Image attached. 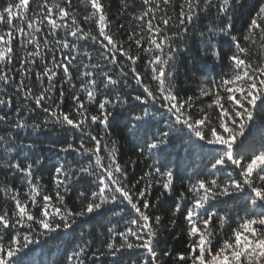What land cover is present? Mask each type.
Masks as SVG:
<instances>
[{
    "label": "snow or ice",
    "instance_id": "obj_1",
    "mask_svg": "<svg viewBox=\"0 0 264 264\" xmlns=\"http://www.w3.org/2000/svg\"><path fill=\"white\" fill-rule=\"evenodd\" d=\"M130 7L138 23L127 47L111 33L102 0H6L0 7V130L5 133L0 135V171L29 186L26 194L7 183L0 186L13 204L0 208V264H21L19 254L58 230L68 233L64 264H166L163 258L171 259L172 253L157 250L165 217L153 214L156 206L148 196L156 185L157 203L176 192L177 173L161 159L174 139L185 151L207 148L211 154V171L175 198L171 216L182 213L187 225V244L176 253L175 264H264V149L249 152L245 140L257 117L264 125V0H253L252 14L240 29L235 11L245 7V0H141L139 11L122 0V9ZM189 32L199 44L197 54L228 61L229 71L195 97L211 98L207 107L218 110L215 123L208 112L195 117L194 98H180L172 83L179 51L174 45L185 42ZM88 41L99 45V58L88 50ZM222 42L228 45L223 54ZM141 53L149 56L144 73L138 71ZM130 79L140 94L126 91ZM65 84L73 89L67 94L70 111L63 108ZM10 89L20 100L14 111ZM37 109L48 116L39 122L25 118ZM118 123L136 137L137 155L152 160L149 171L131 185L111 138L110 129ZM57 125L83 135L78 143L49 145L58 161L53 165L56 190L42 195L35 179L48 157L20 133L31 129L38 135ZM60 153L84 156L88 163L77 166L75 160L60 159ZM81 181L88 187L78 192L76 206H69L67 194ZM141 182L144 187L135 191ZM125 203L135 215L124 221L123 230L112 224L103 238L86 231L96 217L110 213L123 219L120 205ZM75 228L81 229L78 236L72 235ZM129 250L140 254L125 261Z\"/></svg>",
    "mask_w": 264,
    "mask_h": 264
},
{
    "label": "trees",
    "instance_id": "obj_2",
    "mask_svg": "<svg viewBox=\"0 0 264 264\" xmlns=\"http://www.w3.org/2000/svg\"><path fill=\"white\" fill-rule=\"evenodd\" d=\"M77 0H74V4ZM106 6L107 14L111 20V33L120 41L125 42L127 47L130 42H128V34L136 28L137 21L134 20L132 15L131 7L129 9H122V0H102ZM182 0H175L176 4L181 3ZM253 0H245V7L237 8L235 11V26L236 29L246 26L249 16L252 14L250 4ZM6 3V0H0V7ZM130 4L135 5V9L139 11L141 6V0H130ZM83 13H81L82 15ZM129 21H132L129 25ZM203 23V22H202ZM124 24V30H119V25ZM199 29V26L197 27ZM61 34L62 33V30ZM133 51H136V46L131 45ZM142 47L146 48L148 45L145 43ZM174 47H179V51L176 52V59L173 61V71L175 79L172 83L175 85L176 93L180 98L186 99L188 96L194 98V105L191 109L192 114L195 117H199L202 112H208L213 123L216 122L218 110L208 109L207 105L211 103L210 97H202L195 100V97L199 95V89L205 85L212 87V82H218L224 72L229 71L228 61L224 59H213L210 55H207L201 51L197 54L198 43H193V35L191 32L188 34V38L185 42H180L177 40ZM87 48L94 57H98L99 45H93L91 41L87 42ZM228 45L226 43L221 44V52L223 54L226 51ZM259 44L253 46V56L259 55ZM19 51V50H18ZM83 51V49H82ZM23 53L21 52V55ZM149 59L148 54L141 53V60L138 61V71L141 73L145 72V64ZM147 81L148 77L145 76ZM131 87L127 88L126 91L130 94H140L142 89L138 88L134 81L129 80ZM59 86V85H58ZM66 91V99L63 108L65 111H70L71 109V99L68 93H71L73 89L70 85H62ZM9 95L14 97V107L11 111H14L15 107L20 106V100L15 99V93L13 90H9ZM22 99V98H21ZM31 103V102H29ZM49 104V101H45ZM132 104L136 105L138 102L131 101ZM138 110V109H137ZM92 111H95L93 108ZM163 111V110H162ZM31 115L32 119L39 122L44 119L48 114L44 113L42 110L37 109L35 113H25V118ZM28 120V123H31ZM51 126V125H50ZM65 130L61 129L60 125L56 126L55 130L48 131L44 130L41 134H33L31 129L27 132L21 130V137H27L28 139L35 140L41 146L43 154L48 157L45 161L43 167L36 173L35 182L41 186L42 195L52 194L54 195L56 190V177L57 174L53 171V165L57 164V157L54 152H49L48 147L52 143H57L59 147L65 142L78 143L82 133L79 130H72L70 126H64ZM102 129V126H101ZM112 134L111 138L116 141L117 147V159L122 165H126L128 170V183L131 185L149 171L148 165L152 164L151 159L146 157H139L137 155V139L135 136L130 135L124 128L123 123L113 124L110 129ZM4 131L0 130V135H4ZM95 134V132L93 133ZM75 137V140H73ZM87 141V136L84 135ZM195 139V138H193ZM247 149L249 152H254L256 150L264 149V125H260V119L257 117V126L253 128L252 132L245 137ZM27 143L28 140L26 139ZM187 133L184 135L183 143H187ZM181 143L180 140L173 141V146L169 148L167 155L162 156L161 159L167 162V167L173 169L177 173L176 180V192L173 196H165L163 200L157 203V197L160 195V187L156 185L153 191L149 194L148 199L156 206L155 214H159L165 217L162 230L158 237V251L161 249L168 250L172 253V258H163L166 260V264H175V256L177 252L183 251L185 245L187 244V225L186 221L183 219V214H177L175 217L171 216V212L175 206V198L178 196L180 191H184L185 187L189 182H194L197 178L204 177L208 172L211 171L208 161L211 159V154L208 152L207 148L200 150L199 148H193L191 151H185L183 147L178 145ZM202 143V142H201ZM87 146H93L92 142H89ZM15 155V154H12ZM102 156H106V151L101 152ZM60 159H67L69 161L75 160L78 162L77 166H86L88 161L86 157L79 156L76 154H59ZM211 178V177H209ZM5 183L9 184L11 187L17 188L22 194H26L29 191V186L27 182L17 176L6 175L3 171H0V186ZM73 191L67 194V203L69 206L75 207L76 197L78 192L88 187L86 181H81L80 183H73ZM144 187V183L141 182L139 187L135 191H139V188ZM39 200V197H38ZM119 203V202H118ZM7 206L12 208L13 204L7 197L0 192V208ZM120 207L124 208L123 219L119 217H113L111 214H106L101 217L94 218L90 223L85 225L87 232L95 233L96 236L102 237V233L106 232L107 227L112 224H117L119 226L118 230H123L124 221L129 219L130 216L135 214L131 212V209L125 204H121ZM243 215V212L241 213ZM171 219H175V225L171 224ZM75 227V226H74ZM232 227H236L234 223ZM80 228H75V232L72 233L73 236H78L80 233ZM230 234V231H229ZM67 236L68 233L58 230L56 234L51 237H39V242L32 244L28 249H25L23 253L19 254L18 258L21 264H64V252L67 246ZM178 237V238H177ZM7 239L4 241L7 244ZM139 250H129L128 253L124 254V260L127 261L130 257L134 259L139 255ZM116 258L109 257L108 260L111 261ZM107 264V262H106Z\"/></svg>",
    "mask_w": 264,
    "mask_h": 264
}]
</instances>
